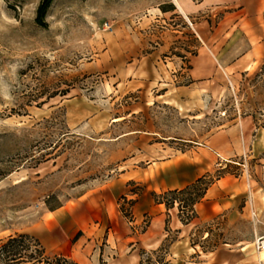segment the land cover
<instances>
[{
    "label": "rangeland",
    "instance_id": "obj_1",
    "mask_svg": "<svg viewBox=\"0 0 264 264\" xmlns=\"http://www.w3.org/2000/svg\"><path fill=\"white\" fill-rule=\"evenodd\" d=\"M229 1L237 2L54 0L42 27L36 22L42 0H0V241L27 234L51 256L125 264L126 256L105 255L96 226L93 236L77 228L68 233L67 212H52L99 199L127 170L141 180L148 164L175 159L243 118L264 126V64L180 92L191 84L190 58ZM150 55L153 70L145 66ZM232 166L212 178L238 174L240 166ZM138 184L131 182V190L146 188ZM124 216L132 222L130 209ZM177 239L170 233L158 251L137 245L142 264H169ZM258 240L264 233L255 235L248 220L221 219L190 237L204 252L244 243L246 254L259 255ZM186 259L204 261L196 254Z\"/></svg>",
    "mask_w": 264,
    "mask_h": 264
},
{
    "label": "crops",
    "instance_id": "obj_2",
    "mask_svg": "<svg viewBox=\"0 0 264 264\" xmlns=\"http://www.w3.org/2000/svg\"><path fill=\"white\" fill-rule=\"evenodd\" d=\"M210 2L220 5L218 0ZM221 6L225 16L213 30H207L198 54L190 58L187 76L191 84L180 92L190 93L199 87L198 82L203 87L220 80L223 73L228 78L252 73L264 64V0L229 1ZM146 60V69H155L151 64L153 56ZM171 64H164L166 72ZM234 164L240 166L238 174L226 171L214 178L196 204L197 218L190 224H184L179 218L178 205L168 210L154 198V193L186 189L202 178L212 177L219 167L225 170ZM143 175L137 180L132 171L127 170L114 185L101 189L99 199L88 201L81 209L66 206L53 211L54 217L60 215L61 210L68 214L65 222L69 224L68 229L65 224L57 228H65L68 233L74 228L76 232L84 230L88 237L93 236L92 229L96 226L97 239L102 232L106 240L105 255L115 254L113 261L126 256L125 264H141L142 256L135 247L140 245L144 250L158 251L170 233H176L178 239L170 248L169 264H195L186 259L189 254L204 258L200 264L263 262L264 251L258 255L254 249L246 254L249 247L244 243L238 249L218 247L213 252H204L199 244L190 242L198 227L221 219L230 224L248 220L253 224L255 235L264 233V126H258L253 118H243L214 132L205 142L197 143L175 159L148 164ZM131 182H139L142 185L137 186L146 188L134 192ZM129 209L132 222L124 216ZM147 218L149 226L140 233L138 229ZM210 255L215 259L210 260Z\"/></svg>",
    "mask_w": 264,
    "mask_h": 264
},
{
    "label": "trees",
    "instance_id": "obj_3",
    "mask_svg": "<svg viewBox=\"0 0 264 264\" xmlns=\"http://www.w3.org/2000/svg\"><path fill=\"white\" fill-rule=\"evenodd\" d=\"M54 0H42L36 22L45 27L46 17ZM214 181L212 177L198 180L183 190L154 193L157 202L165 204L170 210L178 205L179 218L184 224H190L197 218L196 204L202 199L208 186ZM124 212V211H123ZM169 223V220L167 221ZM143 258L141 264L143 263ZM0 264H79L63 255H49L39 239L27 235L10 236L0 241ZM160 264V263H158Z\"/></svg>",
    "mask_w": 264,
    "mask_h": 264
},
{
    "label": "built area",
    "instance_id": "obj_4",
    "mask_svg": "<svg viewBox=\"0 0 264 264\" xmlns=\"http://www.w3.org/2000/svg\"><path fill=\"white\" fill-rule=\"evenodd\" d=\"M247 168V165H245ZM257 249L260 251H264V241L263 240H258L257 242Z\"/></svg>",
    "mask_w": 264,
    "mask_h": 264
}]
</instances>
